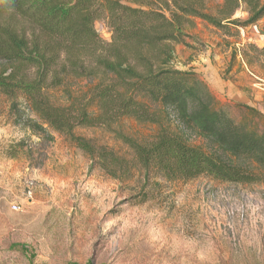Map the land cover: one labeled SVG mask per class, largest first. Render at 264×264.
<instances>
[{
	"label": "rangeland",
	"instance_id": "rangeland-1",
	"mask_svg": "<svg viewBox=\"0 0 264 264\" xmlns=\"http://www.w3.org/2000/svg\"><path fill=\"white\" fill-rule=\"evenodd\" d=\"M150 3L218 17L221 2ZM246 18L242 10L231 21ZM188 19L182 44L173 46L171 68L195 73L221 102L264 115V19L250 27L226 23L225 32L201 17ZM95 29L110 41L104 21ZM89 87L66 84L74 94ZM53 95L62 100L64 90ZM34 120L25 100L0 95V264H264V166L242 163L256 176L254 184L206 177L167 182L145 174L123 142H148L155 126L122 120L73 132L94 151L110 153L115 160L107 162L95 153V160L87 159L57 134L51 133L50 148L31 132ZM163 120L174 122L167 112ZM23 140L40 149L39 169L6 157L7 148Z\"/></svg>",
	"mask_w": 264,
	"mask_h": 264
},
{
	"label": "trees",
	"instance_id": "trees-1",
	"mask_svg": "<svg viewBox=\"0 0 264 264\" xmlns=\"http://www.w3.org/2000/svg\"><path fill=\"white\" fill-rule=\"evenodd\" d=\"M220 2L212 17L177 5L156 9L150 0H0V95L27 102L35 117L30 130L50 148L57 134L91 161L95 153L114 162L73 132L133 121L157 128L148 142L123 141L145 174L167 182L254 184L242 163L264 166V115L221 102L195 73L170 66L189 17L223 32L226 23L250 27L264 19V0ZM242 10L246 20L232 22ZM98 21L106 23L109 42L97 33ZM259 52L264 57V47ZM70 81L90 87L74 94ZM59 90L62 100L53 95ZM165 112L173 124L164 122ZM39 150L23 140L6 157L39 169Z\"/></svg>",
	"mask_w": 264,
	"mask_h": 264
},
{
	"label": "built area",
	"instance_id": "built-area-1",
	"mask_svg": "<svg viewBox=\"0 0 264 264\" xmlns=\"http://www.w3.org/2000/svg\"><path fill=\"white\" fill-rule=\"evenodd\" d=\"M12 210H13V211H16L17 208H16L15 206H12Z\"/></svg>",
	"mask_w": 264,
	"mask_h": 264
}]
</instances>
